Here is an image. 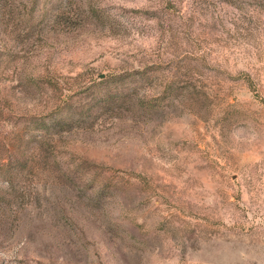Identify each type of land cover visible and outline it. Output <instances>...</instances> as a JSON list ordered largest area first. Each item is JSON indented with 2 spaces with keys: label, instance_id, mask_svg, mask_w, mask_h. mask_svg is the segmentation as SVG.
I'll use <instances>...</instances> for the list:
<instances>
[{
  "label": "rangeland",
  "instance_id": "rangeland-1",
  "mask_svg": "<svg viewBox=\"0 0 264 264\" xmlns=\"http://www.w3.org/2000/svg\"><path fill=\"white\" fill-rule=\"evenodd\" d=\"M0 264H264V0H0Z\"/></svg>",
  "mask_w": 264,
  "mask_h": 264
}]
</instances>
